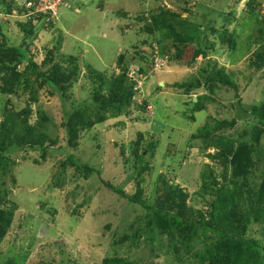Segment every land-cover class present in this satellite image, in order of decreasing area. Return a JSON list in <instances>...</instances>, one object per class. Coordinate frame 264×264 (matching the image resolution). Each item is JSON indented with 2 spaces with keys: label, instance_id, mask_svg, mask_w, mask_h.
Returning <instances> with one entry per match:
<instances>
[{
  "label": "rangeland",
  "instance_id": "rangeland-1",
  "mask_svg": "<svg viewBox=\"0 0 264 264\" xmlns=\"http://www.w3.org/2000/svg\"><path fill=\"white\" fill-rule=\"evenodd\" d=\"M14 1L19 6L23 0ZM71 1L72 10L63 8L52 26L17 11L1 15L11 24L5 25L9 37H0L6 45L24 48L37 64L53 49L55 61L65 68L63 59L72 54L80 69L66 92L51 95L34 72L21 78L15 94H0V122L9 113L17 114L57 142L46 147V159L41 157L43 148L11 153L0 148V214L14 209L1 243L0 264H101L105 257L140 264H204L203 247L216 236L202 233L199 216L209 218L212 210L216 212L221 188L236 192V206L229 215L235 228L264 243V215L254 213L261 208L255 189L264 182V127L254 115L264 106V59L255 60L264 55V0ZM162 10L179 17L169 16L170 23L153 31L139 20ZM70 41L76 45L65 47ZM150 43L154 50L148 49ZM189 51V58L180 62ZM123 54L135 79L139 57L157 56L153 70L141 64L150 73L137 82L144 94L137 98L146 102L130 105L120 114L113 107L98 110L93 94L101 82V92L107 93L121 71L117 59ZM28 67L19 66L23 71ZM215 67L235 74L238 91L220 84L204 86L203 76ZM97 72L104 79L97 78ZM184 82L202 86H174ZM198 97H203V105L195 108ZM97 114H102V121ZM90 118L93 122L86 128ZM218 122L225 124L216 126ZM70 124L75 129L70 130ZM209 126L213 128L201 134ZM151 142L156 147L146 151ZM70 157L94 166L101 175L93 172L86 179L70 165ZM244 157L250 168L244 169ZM103 180L129 195L140 191L147 204L164 208L169 186H179L187 199L177 196L172 210L196 220L193 237L183 241L175 228L173 241L157 233L151 242L145 232L156 227L158 219L151 217L155 213ZM139 228L142 232H137ZM183 230L189 234V227Z\"/></svg>",
  "mask_w": 264,
  "mask_h": 264
},
{
  "label": "trees",
  "instance_id": "trees-1",
  "mask_svg": "<svg viewBox=\"0 0 264 264\" xmlns=\"http://www.w3.org/2000/svg\"><path fill=\"white\" fill-rule=\"evenodd\" d=\"M23 2V1H21ZM18 11L21 15L23 9L16 5L14 0H0V37L3 36L2 24H1V15L5 14H14V11ZM18 14V15H19ZM169 16L172 18L179 17L178 14L172 13L171 11L162 10L160 13H153L149 17L141 15L139 20L146 22V28L149 31L161 30L169 22ZM150 19V20H149ZM151 22V25L149 24ZM40 23V22H38ZM52 26V24L50 23ZM23 28V26L21 27ZM34 29V28H33ZM33 29L29 30L30 33H34ZM175 37L180 39L179 34H176ZM183 40L185 38L181 36ZM7 41V40H6ZM6 41H3L0 38V94L13 95L17 91L18 82L20 83L21 78L26 74L37 73L38 77L42 78L46 84L49 86V93L55 94L57 92H66L74 81L78 79L79 76V63L75 55H66L64 61L67 63L66 68L59 61H55L57 55H55V50L49 49L45 55V58L41 64H37L34 61V57L29 55L28 51L24 48H15L14 45H6ZM56 49H59V45L55 46ZM176 47V45H175ZM155 45L153 43L149 44L148 49L154 50ZM161 50V55L164 58L166 53L163 51V46H159ZM191 50V49H190ZM152 53V52H151ZM150 53V54H151ZM182 55L178 60L184 62L185 58H189V54ZM134 54H132L133 56ZM198 56V55H197ZM255 58L256 62L263 60L264 55H257ZM154 57L155 55L139 57V66L138 73L147 76L150 72L148 70L154 69ZM126 55L123 54L117 59L118 68L121 70L119 74L114 75L112 80V85L108 87L107 93L103 94L101 92L104 90V82L100 83V88L96 91L94 96V104L96 108H107L113 107L117 114H120L124 109L133 105V95L135 94L134 86L137 82H132L128 79V74L130 70L129 64L126 63ZM196 59V58H194ZM167 61V60H166ZM145 62L148 66V70L143 68L141 64ZM25 63L30 67V69L20 70L19 66ZM168 63V62H167ZM166 63V64H167ZM6 64H11L10 68L5 67ZM135 65V63H131ZM14 65V66H13ZM19 65V66H18ZM28 67V68H29ZM47 68V69H46ZM89 70L95 73V69L91 66H88ZM225 67H215L213 70L209 71V75H204L205 87L207 86H216L220 84L221 86L228 88L233 91H238V86L235 83V74L226 73ZM141 71V72H140ZM96 77L99 79H104V75L97 72ZM41 86L44 84L41 83ZM174 86L179 88L191 87V88H200L202 83L200 82H184L177 83ZM160 88V87H159ZM211 88V87H210ZM146 102V101H145ZM203 105V97H198V100L194 103L195 108H200ZM145 107V106H144ZM129 109V108H128ZM255 117L258 119L259 123L264 127V106H259L254 111ZM102 114H97L96 117L99 121H102ZM71 121V120H70ZM93 122L92 118L89 119V124L85 126L86 128L90 127V124ZM225 124V122H218L216 126ZM71 127V124L69 125ZM213 127L202 128L201 134H204L206 131H210ZM75 129L71 127L70 130ZM261 130L258 129L254 136V142L259 138ZM0 134L3 135V140L0 142V148L7 152L11 153L14 151H20L25 149L35 150L37 148H43L41 157L43 159L47 158V146H54L57 144L49 134L40 130L33 125L28 124V122L22 121L17 114L9 113L5 116L4 120L0 122ZM142 137V135H141ZM249 144V143H248ZM248 144H244V147H247ZM156 147V142H151L146 148V151H153ZM254 149H251V152ZM70 165L78 169L83 173L86 179L91 177L92 173L95 172L99 175L100 172L97 168L88 163H79L75 162L72 157L69 158ZM250 168L249 160H246L244 157V169ZM101 177V176H100ZM103 182L113 189L115 192L120 193L123 197L133 200L139 203L141 206L149 209L152 213L151 217L154 220H157L156 227L150 228L151 232L146 233L147 239L153 242L154 235L157 233L166 234L168 239L171 241L175 237V228L180 232V236L183 241L193 237L194 232L196 231V220L195 219H184L178 212L172 210L173 203L175 202L177 196L183 200L187 199V194L182 191L178 186L170 185V196L166 199L168 206H155L147 204L141 197L142 192H138L133 195L127 194L122 189L115 186L113 183L103 180ZM260 188H256L257 198L260 201L259 209L254 213L255 215H264V182L260 184ZM205 187H208L205 185ZM176 191H179L176 193ZM256 198V199H257ZM217 207L214 208L210 213V217L206 218L204 214H200L199 220L203 225V234L213 233L216 236V240L208 243L203 247L204 255L200 258V261L204 264H264V243L257 239L255 236L245 237L240 229L235 228L233 225V220L231 213L234 211L236 206V192L227 190L226 188H221L217 194ZM14 209L10 211H3L0 216V247L1 243L4 241L5 237L8 234L11 221L13 219ZM159 216H158V215ZM233 214V213H232ZM5 215V217H4ZM228 215V216H227ZM159 217H166L167 221L159 220ZM171 218V221L169 219ZM227 218H230L228 223ZM144 219V218H143ZM8 220V221H7ZM174 221V225L172 224ZM232 220V221H231ZM235 222V221H234ZM235 224V223H234ZM147 228V224H144ZM189 227V234H186L183 228ZM144 228V227H143ZM137 232H142V228H139ZM239 238V239H238ZM214 238H212L213 240ZM177 240V239H176ZM180 240V239H179ZM178 241V240H177ZM176 251V250H175ZM186 251L189 253L191 251V246L186 244ZM198 252L195 253L197 255ZM11 264V263H10ZM101 264H140L138 261L133 259L124 260L121 258L110 259L105 257Z\"/></svg>",
  "mask_w": 264,
  "mask_h": 264
},
{
  "label": "built area",
  "instance_id": "built-area-1",
  "mask_svg": "<svg viewBox=\"0 0 264 264\" xmlns=\"http://www.w3.org/2000/svg\"><path fill=\"white\" fill-rule=\"evenodd\" d=\"M71 0H23V2L20 3L19 7L23 9V13L19 16H25L26 18H29V20H32L33 22H40L42 24H55L56 20H59L60 12L63 8L71 9ZM71 7V8H70ZM17 11V10H16ZM15 12V11H14ZM18 12V11H17ZM15 15V13H14ZM157 56L154 57V66L158 63H156ZM163 61V59H162ZM133 71V70H132ZM135 78H133V74H129L130 81L132 82H138L141 83V79H144L146 76H144L141 73H138L134 71ZM135 94L133 95V105L137 104L138 106H141L143 103H145V100H141V98H137L138 96L144 97V94L141 95V89H139V85L137 84L134 86Z\"/></svg>",
  "mask_w": 264,
  "mask_h": 264
},
{
  "label": "crops",
  "instance_id": "crops-1",
  "mask_svg": "<svg viewBox=\"0 0 264 264\" xmlns=\"http://www.w3.org/2000/svg\"><path fill=\"white\" fill-rule=\"evenodd\" d=\"M68 10H69V9H68ZM83 10H84V9H83ZM2 18H3V17H1L2 30H3L4 35L7 37L8 33H9V32H7L8 29H6L7 27L5 26V25H7V24L5 23L4 19H2ZM10 25H11V24H10ZM10 25H7V26L10 27ZM6 33H7V34H6ZM8 37H9V35H8ZM66 40H71V38L69 37V38L66 39ZM68 44H70V45L73 44L74 46L76 45L75 42L70 41V42L66 43L65 47H67Z\"/></svg>",
  "mask_w": 264,
  "mask_h": 264
},
{
  "label": "water",
  "instance_id": "water-1",
  "mask_svg": "<svg viewBox=\"0 0 264 264\" xmlns=\"http://www.w3.org/2000/svg\"><path fill=\"white\" fill-rule=\"evenodd\" d=\"M163 84H164V83H162V86H163ZM197 100H198V98L195 99V101H197Z\"/></svg>",
  "mask_w": 264,
  "mask_h": 264
},
{
  "label": "clouds",
  "instance_id": "clouds-1",
  "mask_svg": "<svg viewBox=\"0 0 264 264\" xmlns=\"http://www.w3.org/2000/svg\"><path fill=\"white\" fill-rule=\"evenodd\" d=\"M69 10H72V9H69Z\"/></svg>",
  "mask_w": 264,
  "mask_h": 264
}]
</instances>
